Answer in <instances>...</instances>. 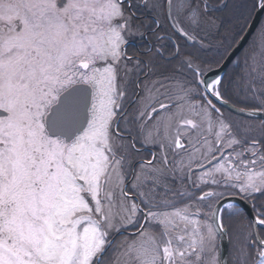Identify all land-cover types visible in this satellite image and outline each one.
Masks as SVG:
<instances>
[{
  "label": "snow or ice",
  "instance_id": "snow-or-ice-1",
  "mask_svg": "<svg viewBox=\"0 0 264 264\" xmlns=\"http://www.w3.org/2000/svg\"><path fill=\"white\" fill-rule=\"evenodd\" d=\"M228 6L0 0V264H264V120L225 113L264 116V0Z\"/></svg>",
  "mask_w": 264,
  "mask_h": 264
},
{
  "label": "flooded vegetation",
  "instance_id": "flooded-vegetation-1",
  "mask_svg": "<svg viewBox=\"0 0 264 264\" xmlns=\"http://www.w3.org/2000/svg\"><path fill=\"white\" fill-rule=\"evenodd\" d=\"M213 3L216 4H220L223 3V0H212ZM228 8L227 9H220V11H218L216 13L217 16L220 17H227L229 15H233V14H238L239 12L243 11L245 13H247L248 10V5H249V0H228ZM235 10V11H234ZM257 13L260 14V11L257 12H252V19L249 21L250 24H252L254 18L256 17ZM260 22H264V11H262L261 13V17L257 23V25L255 27L259 26ZM222 39V37H221ZM176 42H178L181 45V51H194L195 49L192 47V42H185L183 39H178ZM156 43V41L154 40V37L151 35H147L144 37H135L130 41V47H129V54L132 55L134 58L135 57H140L141 59H147L148 56L153 55V53H148V55L146 56L145 53L148 49V47L152 44ZM167 44V47L169 49V51H171L172 48V42L171 41H166L165 42ZM225 43H227V41H225ZM240 52H243V49L240 50ZM240 53H238L239 55ZM177 63V62H174ZM224 72L228 73L229 75L232 74L233 72V65L232 63H228L225 68H224ZM232 103H235L237 105V107L239 108H249L250 110V105H247L239 100H237L235 97H233ZM231 114H237L235 112H229ZM241 116V115H240ZM243 116L238 117L237 120H241ZM245 117V116H244ZM247 118H252V119H257L254 117H247ZM155 150V149H153ZM225 220H226V216H225Z\"/></svg>",
  "mask_w": 264,
  "mask_h": 264
},
{
  "label": "rangeland",
  "instance_id": "rangeland-1",
  "mask_svg": "<svg viewBox=\"0 0 264 264\" xmlns=\"http://www.w3.org/2000/svg\"><path fill=\"white\" fill-rule=\"evenodd\" d=\"M229 112H230L229 110L225 109L226 115H229L230 118H233V119H236L237 120L238 117H241L240 115L231 114ZM242 119L243 120H251V121H253V122L257 123V124L261 120H264V118H262V117H257V119H252V118H247V117H244V116L242 117ZM224 222H225L226 226H229L233 231L237 230L241 226V224L243 223L240 220V218H237V217H228L227 214H226V220Z\"/></svg>",
  "mask_w": 264,
  "mask_h": 264
},
{
  "label": "water",
  "instance_id": "water-1",
  "mask_svg": "<svg viewBox=\"0 0 264 264\" xmlns=\"http://www.w3.org/2000/svg\"><path fill=\"white\" fill-rule=\"evenodd\" d=\"M261 13H262V11H260V14L257 13L256 17L254 18V20H253V22H252V24H253L254 26L257 25V23H258V21H259V19H260V17H261ZM257 117H262V118H264V116H255L254 118H257ZM224 243H225V245H227V242H226V241H225Z\"/></svg>",
  "mask_w": 264,
  "mask_h": 264
}]
</instances>
